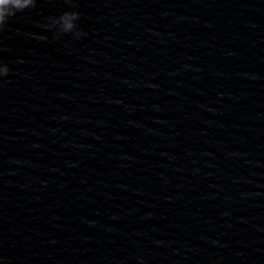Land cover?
I'll return each mask as SVG.
<instances>
[{"label": "water", "instance_id": "water-1", "mask_svg": "<svg viewBox=\"0 0 264 264\" xmlns=\"http://www.w3.org/2000/svg\"><path fill=\"white\" fill-rule=\"evenodd\" d=\"M0 61V264H264V0H37Z\"/></svg>", "mask_w": 264, "mask_h": 264}, {"label": "clouds", "instance_id": "clouds-1", "mask_svg": "<svg viewBox=\"0 0 264 264\" xmlns=\"http://www.w3.org/2000/svg\"><path fill=\"white\" fill-rule=\"evenodd\" d=\"M37 5V0H0V31L4 30L6 23L17 15V13L24 12L25 10L34 9ZM60 19L64 20L65 32L71 31L77 25H73L72 20L79 19V13H62ZM83 33L81 32V35ZM0 64H5L0 61ZM10 68H6L0 78L8 76Z\"/></svg>", "mask_w": 264, "mask_h": 264}]
</instances>
